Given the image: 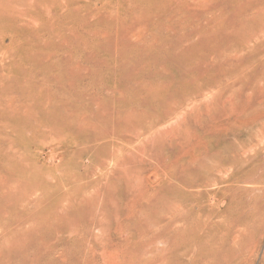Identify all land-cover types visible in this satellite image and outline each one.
I'll return each instance as SVG.
<instances>
[{
	"label": "rangeland",
	"instance_id": "rangeland-1",
	"mask_svg": "<svg viewBox=\"0 0 264 264\" xmlns=\"http://www.w3.org/2000/svg\"><path fill=\"white\" fill-rule=\"evenodd\" d=\"M39 262L264 264V0H0V264Z\"/></svg>",
	"mask_w": 264,
	"mask_h": 264
},
{
	"label": "bare ground",
	"instance_id": "bare-ground-1",
	"mask_svg": "<svg viewBox=\"0 0 264 264\" xmlns=\"http://www.w3.org/2000/svg\"><path fill=\"white\" fill-rule=\"evenodd\" d=\"M228 59H229V58H228ZM235 59H236V58H235ZM227 63H228V62L226 61V64H227ZM230 63H231V62H230ZM226 64H225V65H226ZM232 64L234 65V63H232ZM235 65H236V64H235ZM143 86H144V85H143ZM145 88H146V87H145ZM232 90H234V88H233ZM158 91H159V90H158ZM192 99H193V98H192ZM232 100H233V99H232ZM232 100H231V101H232ZM158 104H159V103H158ZM152 108H153V107H152ZM153 110H154V109H153ZM145 117H146V116H145ZM118 118H119V120H120V117H118ZM143 124H144V123H143ZM135 126H136V125H135ZM130 128H131V127H130ZM152 128H153V127H152ZM122 129H123V128H122ZM50 131H52V129H51ZM53 132H54V131H53ZM132 132H133V131H132ZM142 137H143V135H142ZM64 138H65V137H64ZM120 148H121V147H120ZM115 150H116V149H115ZM32 242H33V241H32ZM32 242H31V243H32ZM32 244H33V243H32ZM32 244H31V245H32ZM34 244H36V243H34ZM37 246H38V245H37ZM15 250H16V249H15ZM23 255H24V254H23ZM29 257H30V256H29ZM38 258H39V257H38ZM41 259H42V258H41ZM25 260H26V259H25ZM31 260H32V259H31ZM30 262H31V261H30ZM33 262H34V261H33ZM39 263H40V262H39ZM40 264H41V263H40Z\"/></svg>",
	"mask_w": 264,
	"mask_h": 264
}]
</instances>
